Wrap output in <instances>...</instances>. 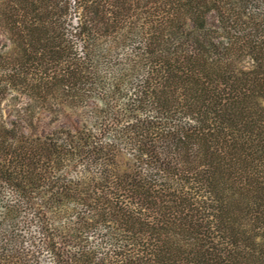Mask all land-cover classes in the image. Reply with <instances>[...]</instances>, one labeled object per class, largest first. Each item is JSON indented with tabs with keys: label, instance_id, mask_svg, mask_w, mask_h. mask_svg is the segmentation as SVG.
I'll return each instance as SVG.
<instances>
[{
	"label": "trees",
	"instance_id": "trees-1",
	"mask_svg": "<svg viewBox=\"0 0 264 264\" xmlns=\"http://www.w3.org/2000/svg\"><path fill=\"white\" fill-rule=\"evenodd\" d=\"M0 37V264H264V0H0Z\"/></svg>",
	"mask_w": 264,
	"mask_h": 264
},
{
	"label": "rangeland",
	"instance_id": "rangeland-1",
	"mask_svg": "<svg viewBox=\"0 0 264 264\" xmlns=\"http://www.w3.org/2000/svg\"><path fill=\"white\" fill-rule=\"evenodd\" d=\"M6 44H7L6 39L4 37H0V50L2 48H4ZM14 99H15V97L11 98V101H9V103L5 106L7 108V110H6L7 115L9 114L10 110L12 109L13 104L22 103V101H24V102L26 101L25 99L24 100L22 99V101L20 99L19 100H14ZM71 116H72L71 119H72L74 125H77L78 123H80V120H78L75 115L74 116L71 115ZM63 126H68V127L71 126V125H69V122H67L66 116H62L58 120V119L51 117L48 114H44L43 121L40 124V127H41L40 131L42 134H49L51 132V130L59 128V127H63Z\"/></svg>",
	"mask_w": 264,
	"mask_h": 264
}]
</instances>
